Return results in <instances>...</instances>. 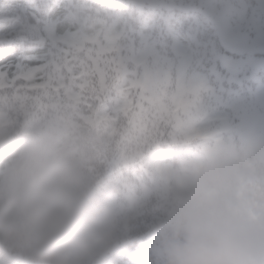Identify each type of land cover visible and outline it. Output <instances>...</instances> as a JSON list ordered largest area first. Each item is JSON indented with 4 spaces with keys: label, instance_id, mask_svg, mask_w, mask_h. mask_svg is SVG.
Here are the masks:
<instances>
[{
    "label": "clouds",
    "instance_id": "obj_1",
    "mask_svg": "<svg viewBox=\"0 0 264 264\" xmlns=\"http://www.w3.org/2000/svg\"><path fill=\"white\" fill-rule=\"evenodd\" d=\"M33 132L0 172V264H102L131 215L106 174L103 140L80 127ZM235 147L218 142L181 164L170 190L162 264H264V219L230 202Z\"/></svg>",
    "mask_w": 264,
    "mask_h": 264
},
{
    "label": "snow or ice",
    "instance_id": "obj_2",
    "mask_svg": "<svg viewBox=\"0 0 264 264\" xmlns=\"http://www.w3.org/2000/svg\"><path fill=\"white\" fill-rule=\"evenodd\" d=\"M195 95L132 69L101 0H0V119L92 129L148 177L153 154L191 119Z\"/></svg>",
    "mask_w": 264,
    "mask_h": 264
},
{
    "label": "trees",
    "instance_id": "obj_3",
    "mask_svg": "<svg viewBox=\"0 0 264 264\" xmlns=\"http://www.w3.org/2000/svg\"><path fill=\"white\" fill-rule=\"evenodd\" d=\"M251 2L256 3V0H101L106 11L116 12L123 29L122 37L124 35L128 41H133V49L130 48L126 54L125 49L121 50L133 70L178 84V69L181 71L183 68L185 76L188 74L185 81L196 82L197 75H190L188 71L197 47L205 49L208 56L217 50L218 60L227 58L230 65L233 62L228 58L242 60L248 56L251 59L249 67L246 68L245 64L237 66L238 69L227 66L224 79V84L232 83L224 90H244L246 94L254 90L256 83L264 81V41L253 44L258 28L255 21L249 18V13L241 22L242 27L234 29L232 37L223 34L215 17L221 5L249 9ZM180 51L186 54L183 62L179 61ZM131 52L136 56L135 60L130 57ZM156 52L165 60L162 67L153 69V55ZM155 58L160 59L159 56ZM168 62L172 63L169 75L163 73L164 68L169 66ZM232 74L238 77L235 79ZM255 118L243 113H231L220 124L218 120L211 121L207 128H216L215 134H219L223 142L233 144L239 153L240 165L233 167L228 187L230 202L237 211L259 222L264 219V147L254 144L241 154L238 145L241 135L251 140V132L259 124ZM223 122L227 123L222 125ZM188 124L189 121L183 131L174 137L170 147L162 153L153 154L152 172L148 177L130 171L131 165L103 143L100 159L106 174L115 178L119 188L117 202L130 213L131 220L123 238L107 254L102 264H162L159 245L168 225L171 209L169 194L176 178H162L157 160L166 157L168 165L179 169L181 164L196 161L201 153L218 143L215 135H193ZM56 125L72 130L73 135L63 141L65 147H72L78 142L75 141V134L80 127L70 122L55 119L25 121L17 119L15 115L0 119V172L10 166V155L27 137L36 130ZM248 144L249 141H246Z\"/></svg>",
    "mask_w": 264,
    "mask_h": 264
},
{
    "label": "rangeland",
    "instance_id": "obj_4",
    "mask_svg": "<svg viewBox=\"0 0 264 264\" xmlns=\"http://www.w3.org/2000/svg\"><path fill=\"white\" fill-rule=\"evenodd\" d=\"M248 13L250 15L249 18H252L253 21H255V24L258 28V34L253 42V44H257L261 41H264V0H256V3L251 2L249 9H238L237 7L233 6L221 5L217 9L215 21L220 24L221 31L224 35H231L232 37L234 36V29H240V27H242L241 22L247 17ZM112 18L114 29L119 35L120 47H124L126 49V54V51H128L130 48L133 49V41L130 40L125 43L123 40H121L120 21L117 19L115 14H113ZM124 40H127V38ZM153 56L155 64L153 69L162 67L165 60L164 57H162L158 52H156ZM156 56H159L160 59H156ZM217 56V50H215V54L208 56L205 49L197 47L196 55H193V64L192 60L189 62L192 66L189 67L188 73L190 75H194L195 73L197 75L196 77L198 78L194 77L196 82L185 81V79L188 78V74L185 76V73H183L181 70L180 76L182 78L183 74V79L179 80L178 85L182 84L196 90L191 112V119L189 120L188 127L193 131V133H200L205 137L206 135H215L218 142H223L220 135L215 134L217 131L216 128L210 130L209 128H206L207 125H209L210 122L214 120H218V124H220V121H225L227 116H229L231 113H243L258 117L264 116V81H261L250 95L240 92V90L237 92L224 90V88L231 85V82L227 84H224L223 82L227 76V66L232 69L236 68L237 66L242 67V65L245 64V67L247 68L250 66L251 59L248 56L242 60L228 58L231 62H235L230 65V63H227V58L223 61L222 58L218 60ZM181 57L183 58L181 60L183 62L186 58V54H181ZM173 63L175 64V62ZM168 64L169 66L167 69L164 68L163 73L169 75L172 70V63L168 62ZM253 65L255 64L253 63ZM227 122H223L222 125L226 124ZM218 124L214 125L213 127L217 126ZM260 127L257 128L259 129L257 134L250 137L251 140H246L245 136L243 135L240 136L238 145L241 150V154L247 152L253 147L254 144L264 147V118ZM246 141H249L248 145H246ZM240 158L241 157L239 153L235 151L233 155V167L239 163ZM159 166L161 173L164 176H168L171 173L175 174V171H171L170 167L162 163V161Z\"/></svg>",
    "mask_w": 264,
    "mask_h": 264
}]
</instances>
